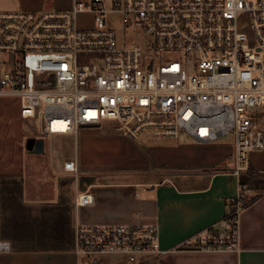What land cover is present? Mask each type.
Returning <instances> with one entry per match:
<instances>
[{
    "label": "built area",
    "instance_id": "2783aa9c",
    "mask_svg": "<svg viewBox=\"0 0 264 264\" xmlns=\"http://www.w3.org/2000/svg\"><path fill=\"white\" fill-rule=\"evenodd\" d=\"M111 11L143 30L144 48L119 45L106 23ZM240 11L250 16L251 38L238 29ZM83 12L91 26L77 25ZM0 52L8 54L0 95L15 96L20 116L36 118L41 134H76L102 119L136 140L186 133L213 142L230 133L237 177L250 173L249 152L264 149V0H71L66 9L0 11ZM62 168L77 172L74 160ZM250 191L238 180L222 218L173 248L239 250ZM93 203L84 190L75 198L77 206ZM74 243L89 264L100 254L143 264L172 249L160 247L155 223L78 224Z\"/></svg>",
    "mask_w": 264,
    "mask_h": 264
},
{
    "label": "crops",
    "instance_id": "0c3cea01",
    "mask_svg": "<svg viewBox=\"0 0 264 264\" xmlns=\"http://www.w3.org/2000/svg\"><path fill=\"white\" fill-rule=\"evenodd\" d=\"M70 4L71 0H0V11L66 9ZM11 113L0 102V241L9 244L8 250L0 251V264H89L74 253L78 224L133 223L157 224L160 247L172 248L143 264H264V167L250 163L254 173L231 174L232 182L227 185L224 172L214 168L229 165V156L228 169L233 166L232 144L228 148L191 136L193 140L186 143L172 140L167 144L173 152L180 149L191 154L196 147L208 145L209 151L201 157L200 167L151 168L149 180L141 179L148 174L143 160L139 166L146 172L139 178L127 171L120 179L110 172L85 173L76 160L77 172L63 174L68 173L63 162L73 160L66 158L53 169L43 168V177L37 182L21 143L28 138L24 135L26 120L18 106ZM39 153H46L44 141ZM238 180L249 184L253 198L239 216V250L173 248L222 218ZM82 190L93 195L92 205L75 204ZM95 264L135 263L122 255L100 254Z\"/></svg>",
    "mask_w": 264,
    "mask_h": 264
},
{
    "label": "rangeland",
    "instance_id": "374dc122",
    "mask_svg": "<svg viewBox=\"0 0 264 264\" xmlns=\"http://www.w3.org/2000/svg\"><path fill=\"white\" fill-rule=\"evenodd\" d=\"M76 21L80 27L91 26L92 15L87 12L79 13ZM106 23L115 30L119 45L137 43L144 48L146 36L143 30L135 25L125 27L122 23V14L120 12H108ZM237 25L238 29L244 32L248 38L252 37L248 12H238ZM7 56L8 54L0 52V67H2L3 61ZM191 60H188L189 68H192ZM0 102L6 110L12 112L11 115L13 112H16L18 101L15 96L2 95L0 96ZM24 119L26 120L24 135L26 137H42L46 147L45 154H30L27 152V149H25L26 153H23L26 164L28 162V169L34 170L33 174L37 176V182L43 177V168L53 169V167L59 165L66 158L76 160L81 166V170L85 173L110 172L115 175L114 177L121 179L125 177L122 175L124 172H134L135 177L139 178L140 174L147 170L148 174H143L141 179L149 180L153 177V174L149 172L151 168L160 167L163 169V167H167L168 169H174L186 165L200 167L201 157L205 156L209 151L207 149L209 145L204 146L205 149L203 147H194L195 149L191 154H187L184 150L180 149L176 152L168 149V144L172 140H181L184 143L188 140H193L186 133H181L176 139L172 137H147L141 141L131 139L117 130L115 128L116 122L109 119H102L99 126L79 128L76 134H41L36 118L28 117ZM65 137L67 140H62ZM26 139L21 140L24 147ZM207 143L218 146L226 145L228 148L232 144L233 148V140L230 133L223 134L215 141ZM248 158L253 166L264 167V149L250 151ZM142 160L144 161L146 170L144 167L139 166L143 162ZM231 161L232 158L229 156V165H231ZM229 165H216L214 168L215 170L224 172L227 185H230L232 182V178L230 177L232 173L229 170L230 168L228 169ZM250 169V174L254 173L253 169ZM63 174H69V172Z\"/></svg>",
    "mask_w": 264,
    "mask_h": 264
},
{
    "label": "water",
    "instance_id": "95a60500",
    "mask_svg": "<svg viewBox=\"0 0 264 264\" xmlns=\"http://www.w3.org/2000/svg\"><path fill=\"white\" fill-rule=\"evenodd\" d=\"M25 148L30 152H42L43 151V138L42 137H28L25 141ZM87 181V178L82 179Z\"/></svg>",
    "mask_w": 264,
    "mask_h": 264
},
{
    "label": "trees",
    "instance_id": "16d2710c",
    "mask_svg": "<svg viewBox=\"0 0 264 264\" xmlns=\"http://www.w3.org/2000/svg\"><path fill=\"white\" fill-rule=\"evenodd\" d=\"M251 170V169H250ZM250 174V173H249Z\"/></svg>",
    "mask_w": 264,
    "mask_h": 264
}]
</instances>
